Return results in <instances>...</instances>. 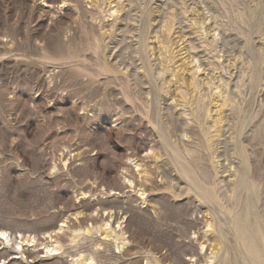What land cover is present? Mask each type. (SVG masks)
Here are the masks:
<instances>
[{"label": "rangeland", "instance_id": "obj_1", "mask_svg": "<svg viewBox=\"0 0 264 264\" xmlns=\"http://www.w3.org/2000/svg\"><path fill=\"white\" fill-rule=\"evenodd\" d=\"M243 227L264 0H0V264L264 263Z\"/></svg>", "mask_w": 264, "mask_h": 264}, {"label": "bare ground", "instance_id": "obj_2", "mask_svg": "<svg viewBox=\"0 0 264 264\" xmlns=\"http://www.w3.org/2000/svg\"><path fill=\"white\" fill-rule=\"evenodd\" d=\"M198 62V61H197ZM208 86V85H207ZM218 88V87H217ZM216 90H218V89H216ZM216 95V94H215ZM221 95V94H220ZM223 96V95H222ZM245 221V220H244ZM106 224V223H105ZM237 224V223H236ZM105 227H106V225H104ZM209 226V225H208ZM60 229H62V227H59ZM65 229V228H64ZM207 229H209V228H207ZM206 229V230H207ZM205 230V231H206ZM240 230H241V227H240ZM253 231V230H252ZM252 231H251V229H246L245 227H243V230H242V232H243V234H244V236H245V241H244V243L246 242L247 243V246H248V248L250 249V250H253V253H254V255H253V257H254V259H258V260H260V258L258 257V255H259V252H258V249H260L259 247H261L262 245L264 246V237L262 236L261 237V243L259 242V240H257V239H255L254 237H253V233H252ZM254 232V231H253ZM86 235V234H85ZM203 235V234H202ZM201 236V235H200ZM200 236H198V237H196V239H195V242L199 245V247H200V255H202V251L203 250H205V251H207V249H208V246H207V244H206V237H200ZM0 237H1V239L3 240V242H4V244H8L9 242H10V237H9V235L7 234V233H5V232H0ZM46 237V236H45ZM44 237V238H45ZM48 237V236H47ZM46 237V238H47ZM50 239V238H49ZM21 241V240H20ZM34 241V239L33 240H31V242H33ZM51 242V244L49 245L48 244V246H45L43 249L45 250L44 251V254H45V256H54V255H57V254H60L61 252H59L61 249L57 246V244H55L54 242H52V241H50ZM27 244V243H26ZM16 245H18L17 247H18V249L20 250V248H22L23 246H24V244L22 245V241L21 242H19L18 244H16ZM214 245V244H213ZM211 247V246H210ZM209 250V249H208ZM241 250H242V247H241ZM246 250H248V249H246ZM204 251V252H205ZM212 251V250H211ZM249 251V250H248ZM215 252V251H214ZM209 253L211 254V255H208V257H207V259H205V256H200L199 257V260L201 261V260H206L205 261V263L207 262V260L209 261V263L210 264H214V262H212V259H213V255L214 254H212V252H210V250H209ZM208 253V254H209ZM249 253V252H248ZM196 255V254H195ZM223 256V255H222ZM196 257H198V256H196ZM258 257V258H257ZM197 260L198 259H196V262H197ZM198 260V261H199ZM193 261V260H192ZM254 262H256V261H254ZM203 263V262H202ZM257 263V262H256ZM261 264H264V263H262V262H260ZM74 264H80V263H78V262H74ZM88 264H92V262L91 263H88ZM216 264H217V262H216Z\"/></svg>", "mask_w": 264, "mask_h": 264}]
</instances>
